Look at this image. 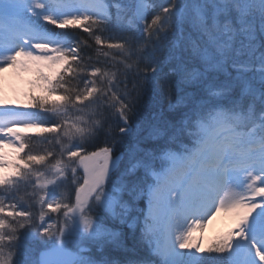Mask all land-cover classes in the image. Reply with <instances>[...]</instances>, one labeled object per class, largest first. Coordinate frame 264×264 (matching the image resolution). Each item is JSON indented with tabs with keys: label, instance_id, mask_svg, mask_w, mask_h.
<instances>
[{
	"label": "snow or ice",
	"instance_id": "snow-or-ice-1",
	"mask_svg": "<svg viewBox=\"0 0 264 264\" xmlns=\"http://www.w3.org/2000/svg\"><path fill=\"white\" fill-rule=\"evenodd\" d=\"M6 68L0 264H264V0H0Z\"/></svg>",
	"mask_w": 264,
	"mask_h": 264
},
{
	"label": "rangeland",
	"instance_id": "rangeland-1",
	"mask_svg": "<svg viewBox=\"0 0 264 264\" xmlns=\"http://www.w3.org/2000/svg\"><path fill=\"white\" fill-rule=\"evenodd\" d=\"M0 77H3V79H0V98L11 102L13 105L24 104L26 102V93L29 90L28 81L31 79L32 73H18L11 68H6L3 73H0ZM21 131L27 133H37L39 132V129L30 128L21 129ZM35 142L36 143L33 144L34 146L38 144L37 141ZM8 151H11V149H8ZM57 215L61 214H52L53 220L56 219ZM215 215L221 216V220L215 227L212 228L210 226L212 222L208 221L209 219H206L207 224L204 225L202 229H197L194 232V236L200 238V242L203 245L215 242L219 237L228 232L229 229H232L233 225L236 223V216L233 212L221 210ZM150 258L153 259L154 257Z\"/></svg>",
	"mask_w": 264,
	"mask_h": 264
},
{
	"label": "trees",
	"instance_id": "trees-1",
	"mask_svg": "<svg viewBox=\"0 0 264 264\" xmlns=\"http://www.w3.org/2000/svg\"><path fill=\"white\" fill-rule=\"evenodd\" d=\"M149 102L152 105H154L155 107L159 108V109H163L165 111L167 110V103L168 102H167L166 99L162 98L159 95V93H157L154 98H152V94L149 93ZM26 143L35 144L36 142H35V140H33V141H26ZM38 145L39 144L35 145V147H37V148L43 147V145H39V146ZM99 146H102V145H99ZM89 150L90 151L94 150V148H90ZM37 211H38V208H37ZM124 231H125L126 234H128V229L127 228H125ZM131 242H132L131 236L129 235V243H131ZM137 251H138V254L141 255V256L147 257V255H148V250L145 247H143L142 245H138L137 246Z\"/></svg>",
	"mask_w": 264,
	"mask_h": 264
},
{
	"label": "bare ground",
	"instance_id": "bare-ground-1",
	"mask_svg": "<svg viewBox=\"0 0 264 264\" xmlns=\"http://www.w3.org/2000/svg\"><path fill=\"white\" fill-rule=\"evenodd\" d=\"M207 219V218H206ZM221 220V216L220 215H215L213 216L210 220L212 223L210 224V226L213 228L217 225V223ZM207 223L205 222L204 225H206ZM206 232V231H205Z\"/></svg>",
	"mask_w": 264,
	"mask_h": 264
}]
</instances>
